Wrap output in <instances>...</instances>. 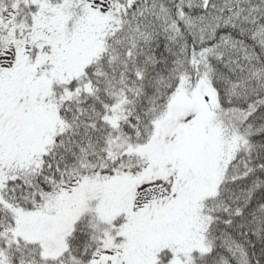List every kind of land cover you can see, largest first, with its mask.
<instances>
[{
  "label": "snow or ice",
  "instance_id": "1",
  "mask_svg": "<svg viewBox=\"0 0 264 264\" xmlns=\"http://www.w3.org/2000/svg\"><path fill=\"white\" fill-rule=\"evenodd\" d=\"M0 264H264V0H0Z\"/></svg>",
  "mask_w": 264,
  "mask_h": 264
}]
</instances>
